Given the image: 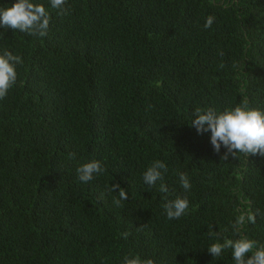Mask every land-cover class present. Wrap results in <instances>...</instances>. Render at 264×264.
Returning a JSON list of instances; mask_svg holds the SVG:
<instances>
[{
    "label": "trees",
    "instance_id": "16d2710c",
    "mask_svg": "<svg viewBox=\"0 0 264 264\" xmlns=\"http://www.w3.org/2000/svg\"><path fill=\"white\" fill-rule=\"evenodd\" d=\"M34 2L49 13L45 36L0 26V53L22 58L0 99V264H235L231 249L208 247L236 238L242 213L256 215L243 233L264 245V156L222 160L227 149L190 123L196 108L245 97L264 111V0ZM92 160L103 171L81 182ZM157 160L167 171L149 186ZM178 196L189 207L170 220L163 205Z\"/></svg>",
    "mask_w": 264,
    "mask_h": 264
},
{
    "label": "clouds",
    "instance_id": "9594fccd",
    "mask_svg": "<svg viewBox=\"0 0 264 264\" xmlns=\"http://www.w3.org/2000/svg\"><path fill=\"white\" fill-rule=\"evenodd\" d=\"M64 4L65 0H50V5L54 9L63 10ZM212 23L213 18L209 17L204 27L208 28ZM49 24L50 17L46 7L41 3H35L34 0H15L11 6L0 7V26L4 29L19 30L43 37L47 34ZM18 63H22L20 56L8 50L0 53V99H3L15 84ZM193 116L191 125L200 133L211 132V144L217 153L220 152L221 145L227 149L221 157L222 160H227L229 154L235 158L237 153H243L246 156L256 154L264 156V111L250 107L246 97L240 104L228 107L221 112L212 108L206 111L196 108ZM161 170L167 171L165 163L159 160L154 161L144 172V182L149 186L156 185L158 180H163ZM76 171L81 182H89L94 174L101 173L103 168L99 161L92 160L80 165ZM179 180L185 190L190 189L191 184L185 173H179ZM117 188H119V198L114 199L113 203L119 206L121 200L128 199V194L118 183L112 184L108 191L117 192ZM159 191L168 193L169 189L161 183ZM163 207L168 219H178L188 210L189 201L186 197L178 196L174 200H167ZM255 220V214L242 213L232 226L236 238L225 237L222 242L212 243L208 251L214 257H218L225 249H231L235 264H264V245L257 247L256 242L249 239L242 231L245 221L255 223ZM122 235L127 239L129 233L125 232ZM249 253H251L250 256ZM123 264H155V261L150 258L141 259L139 255H126Z\"/></svg>",
    "mask_w": 264,
    "mask_h": 264
}]
</instances>
